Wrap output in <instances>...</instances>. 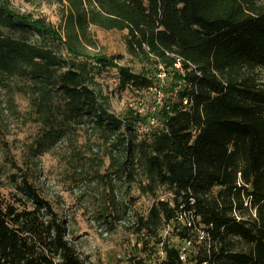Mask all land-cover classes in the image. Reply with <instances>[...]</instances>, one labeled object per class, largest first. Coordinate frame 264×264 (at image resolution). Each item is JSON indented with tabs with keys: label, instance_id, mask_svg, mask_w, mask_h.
<instances>
[{
	"label": "trees",
	"instance_id": "obj_1",
	"mask_svg": "<svg viewBox=\"0 0 264 264\" xmlns=\"http://www.w3.org/2000/svg\"><path fill=\"white\" fill-rule=\"evenodd\" d=\"M56 2L63 32L0 0V86L26 81L47 139L87 118L112 175L141 178L153 204L129 264H264V0ZM90 27L127 32L140 70L83 52ZM110 70L141 106L110 112L93 87ZM13 169L0 167V264H93L36 169Z\"/></svg>",
	"mask_w": 264,
	"mask_h": 264
},
{
	"label": "rangeland",
	"instance_id": "obj_2",
	"mask_svg": "<svg viewBox=\"0 0 264 264\" xmlns=\"http://www.w3.org/2000/svg\"><path fill=\"white\" fill-rule=\"evenodd\" d=\"M8 1L17 12L33 14L63 32L65 8L56 0ZM126 35L90 27L88 36L94 46L86 45L83 52L118 57V64L139 71L141 64L127 52ZM29 39L39 40L38 36ZM95 81L93 87L102 90L103 102L114 115L143 104L144 94L120 90L116 70L97 75ZM25 82L17 79L10 88L0 86V167L6 173L14 172L15 164L36 169V184L67 217L93 264H129L137 243L134 225L140 217L148 216L153 204L141 193V178L124 183L112 175L116 171L111 168L112 148L103 142L99 131L90 129L94 127L87 118L85 123L68 126L62 135L47 139L35 121L28 96L19 90Z\"/></svg>",
	"mask_w": 264,
	"mask_h": 264
},
{
	"label": "built area",
	"instance_id": "obj_3",
	"mask_svg": "<svg viewBox=\"0 0 264 264\" xmlns=\"http://www.w3.org/2000/svg\"><path fill=\"white\" fill-rule=\"evenodd\" d=\"M162 200H164V198H162ZM181 220H183L184 223H185L186 221L188 222L186 216H181ZM200 236H201V238L204 237V233H203L202 231H200ZM190 245H191V243L186 242V243L183 245V247L181 248V254H180V256H181V260H182V261H186L187 250H188V248L190 247Z\"/></svg>",
	"mask_w": 264,
	"mask_h": 264
}]
</instances>
